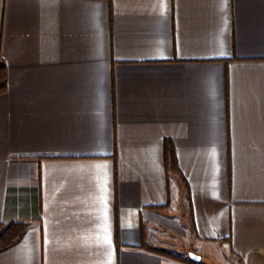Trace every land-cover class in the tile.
Instances as JSON below:
<instances>
[{"label":"crops","instance_id":"1","mask_svg":"<svg viewBox=\"0 0 264 264\" xmlns=\"http://www.w3.org/2000/svg\"><path fill=\"white\" fill-rule=\"evenodd\" d=\"M0 58V264H264V0H0Z\"/></svg>","mask_w":264,"mask_h":264},{"label":"trees","instance_id":"2","mask_svg":"<svg viewBox=\"0 0 264 264\" xmlns=\"http://www.w3.org/2000/svg\"><path fill=\"white\" fill-rule=\"evenodd\" d=\"M7 87V70L5 62L2 58H0V94L6 91ZM163 159H164V166L167 175L171 173H179V168L177 165V157L174 152L173 145L169 139L164 141V152H163ZM160 209V208H159ZM26 231V225L21 222H1L0 223V252L9 248L10 246L17 243L23 234ZM140 231H141V247L157 252L159 254H164L167 256H171L174 258H181L177 255H173L170 252L155 247L153 244L149 243L147 240V230L144 223L141 222L140 224ZM191 264H200L191 259H183Z\"/></svg>","mask_w":264,"mask_h":264},{"label":"water","instance_id":"3","mask_svg":"<svg viewBox=\"0 0 264 264\" xmlns=\"http://www.w3.org/2000/svg\"><path fill=\"white\" fill-rule=\"evenodd\" d=\"M189 257H190L191 259H193V260H196V261H200V260H201V257L198 256V255H196V254H194L193 252H190V253H189Z\"/></svg>","mask_w":264,"mask_h":264}]
</instances>
